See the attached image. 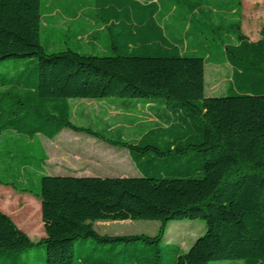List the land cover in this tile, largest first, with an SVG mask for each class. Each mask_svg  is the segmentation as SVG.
I'll return each mask as SVG.
<instances>
[{"label":"trees","instance_id":"16d2710c","mask_svg":"<svg viewBox=\"0 0 264 264\" xmlns=\"http://www.w3.org/2000/svg\"><path fill=\"white\" fill-rule=\"evenodd\" d=\"M55 1L0 0V184L40 200L45 230L35 244L0 211V264H264V27L244 35L242 0H81L97 48L69 32L52 49ZM210 63L231 68L224 96L206 94ZM82 100L153 105L157 122L133 138L97 132L73 120ZM65 130L126 149L139 174L50 175L39 136ZM185 219L206 227L187 252L164 242ZM101 221L161 226L110 237Z\"/></svg>","mask_w":264,"mask_h":264},{"label":"rangeland","instance_id":"374dc122","mask_svg":"<svg viewBox=\"0 0 264 264\" xmlns=\"http://www.w3.org/2000/svg\"><path fill=\"white\" fill-rule=\"evenodd\" d=\"M152 1V0H143ZM242 32L256 41L262 37L264 27V0H242ZM231 80V68L228 64H207L205 71L206 94L212 97L224 96ZM78 126L92 128L97 132L113 133L121 131L127 137H134L144 132L157 122L154 111L124 115L109 104L93 101L74 102ZM116 138V134H112ZM118 135V134H117ZM40 140L48 154L49 168L63 169L76 177L123 178L139 174L129 153L119 145L96 140L84 133L65 130L61 136L52 141L40 136ZM37 146V145H36ZM37 148V147H36ZM36 158L40 159L36 151ZM34 163H39L38 160ZM46 164V163H45ZM56 167V168H55ZM34 187V186H30ZM14 194L13 198H0V205L10 212L13 218L25 228L41 230V202L35 196ZM21 200V202H20ZM28 215L32 217L28 219ZM11 216V217H12ZM161 226L157 221H101L94 226L99 236H154ZM39 227V228H38ZM206 230L203 220L185 219L174 221L166 226L164 242L179 246L184 252L189 251L194 242L204 235ZM27 233V232H26ZM33 243L40 237H32ZM43 250L42 247H40ZM39 250V249H35ZM34 254H36L34 252ZM41 264V263H40ZM214 264H235L233 261ZM240 264V263H238Z\"/></svg>","mask_w":264,"mask_h":264},{"label":"crops","instance_id":"0c3cea01","mask_svg":"<svg viewBox=\"0 0 264 264\" xmlns=\"http://www.w3.org/2000/svg\"><path fill=\"white\" fill-rule=\"evenodd\" d=\"M141 1H143V0H141ZM156 1H158V0L143 1V2H156ZM86 2L88 3L87 5L89 6V8L93 9V5H94L93 2L90 1V0L86 1ZM54 3L56 5L55 6V12H52L51 14L46 15V20L49 23H47L45 25V30H46L45 31V40L50 43V47H52V49H57L56 47L59 48L60 46L56 45L57 42L60 41V39L57 38L58 37L57 34H59L61 36V39H62V36L66 37V35L70 32V33H72L73 36L78 37L77 40H75V42H78V40H80L81 37H83V40L81 39L82 40L81 41L82 42L81 46H83L84 48L85 47H88L89 49L97 48V46L95 44L96 40H95V37H94L97 29L94 26V24L91 22V17H89L90 14H92L93 11L91 10L92 11L91 13L90 12L88 13V12L83 11V10L81 11L80 6L82 4H80V3H83V1H81V0H56ZM74 11L75 12L77 11L76 13H78L77 15L75 14V18H73L71 16V14H74ZM87 15H89V16H87ZM71 18H73V19H71ZM101 103H103V102H101ZM104 103L108 104L106 102H104ZM149 107L151 108L149 110L153 109V105H150ZM113 108H115V107H113ZM142 108H143V106H142ZM115 110H117L120 113L122 112L121 110H119L117 108H115ZM144 111L145 110H141V111H139L137 113H143ZM122 113L124 115L136 114V113L127 114V113H124V112H122ZM76 118H77V111L75 110V116H74L73 120L75 121ZM61 134L59 136H61ZM56 139H54V140H56ZM39 140H40V136H39ZM54 140H52V141H54ZM40 143H41V146L43 147V149H44V151H45V153H46V155L48 157L47 151L45 150L41 140H40ZM48 159H49V157H48ZM47 162H48V160H47ZM47 162H46V164L44 166L48 170L47 172H49L50 175L72 176L69 173H65L63 169H59V168H56V167H55L56 169L49 168V166L47 165ZM11 191H15L16 194H21L23 197H25V196H33V195H30V194H27V193L18 192L15 189H13L12 187H8V186L0 184V198L3 197V198H7V199H9V198H13L14 199L15 198L14 197L15 193L13 194ZM20 202H21V200H20ZM0 211L5 213L6 215H8L13 220V222L17 225V227L20 230H22L27 236H28L27 233H30L32 235V237L33 236L34 237H38V238L40 237V240L45 237V230H44V225H43V222H42V211H41V223H40L41 224L40 225L41 226V230H40V232H37V231L33 230L31 227L30 228L23 227L21 224H19L13 218V216L10 214V212L5 210L4 207L1 206V205H0ZM31 217H32L31 215H28V219L31 218Z\"/></svg>","mask_w":264,"mask_h":264}]
</instances>
